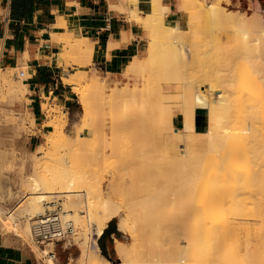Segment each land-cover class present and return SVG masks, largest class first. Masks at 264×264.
Segmentation results:
<instances>
[{"label":"rangeland","instance_id":"1","mask_svg":"<svg viewBox=\"0 0 264 264\" xmlns=\"http://www.w3.org/2000/svg\"><path fill=\"white\" fill-rule=\"evenodd\" d=\"M126 1L136 3L137 1H140V0H136V1L135 0H126ZM192 1L193 0H190V1L188 0V2H186V0H183V5L186 4L185 10H184L187 14V20L186 21H189L190 19H192L191 21H195L196 15L198 17L197 8H193V6L190 4V3H192ZM193 2L194 3H192V4L195 5L199 1L194 0ZM208 2L210 4H215L217 2V0H208ZM198 4H197V6L199 9L200 7ZM187 5H188V7H187ZM222 5L225 8L226 12L232 13V14H235L237 12L239 16L246 17L248 19L250 18L249 20H251V18L253 19V16L255 18H256V16H259V18L254 22L255 25H252V26H254L255 29H257L258 33H264V9H261V7L259 6L258 0H223ZM189 7H191V8H189ZM177 8H178V2H177ZM188 8L190 9V11H188ZM139 10H140L139 7H136L134 12L135 13L138 12V14H137V16H135L136 14L133 13V17H135L138 21L143 23L146 30L148 31L149 45L147 46L145 56L142 57L143 59L146 60L149 58V49H150V44L152 41L151 40L152 39V37H151L152 36V27L149 24L148 14L145 18H142L141 16H139ZM202 13H205V12H202ZM204 15L206 16V14H204ZM199 17H200V20L203 18L202 21L204 22V26L201 22H200V25L202 24L201 26H203L205 28L206 17H203V15H199ZM207 21L208 20H206V22ZM165 22H166V18H165ZM207 24L209 25L210 22L209 23L207 22ZM211 24H212V22H211ZM218 27L215 26V29H214V27H212V29L210 28L211 30L208 29V31H207L208 33H206L205 29L201 28V29H203V32H200L201 30L199 29L198 30L199 33L196 35L197 32L195 33V30L197 28L196 27L190 28V24L185 23V26L183 27V29L186 32L184 33L183 39L185 37L187 40L184 39V42L182 41L183 44L180 46V48L182 50H180V51H183V47H184L185 54H186V56H188V58L186 56L185 57L188 59L189 63H187L188 62L187 60H186L187 62L185 61V59L183 60L182 59L183 57L181 58V60H183V62L185 61V63L188 64V66L185 65L188 68L186 69V67L183 66L184 64L182 63L183 64L182 66L185 69V71L183 72L184 75L183 74H180L179 76L173 75V77H172V74L170 75V77L177 79V80L174 79L175 82L173 80H171V81L168 80L169 75H168L167 81L164 80L167 77V74H165L163 72L160 74V70H158L160 68H158V69L156 68L155 70L151 69V70H147V71H138V72L132 73L128 76H125V78L118 77L114 80H111L109 78H105L104 76L101 75L103 83L96 81L91 77L92 80L96 84H98L101 89L92 88L93 89L92 90L90 85H87V84H89L88 80H86V82H85V80H81L80 82H77L75 84L74 90L78 95V103L76 105V111L72 116L70 115V113H65L61 108L53 106L49 103L43 105V111L47 114V118L49 119V121L43 125L44 128L48 127V128H46L45 132L42 131V127L35 125L33 115H31V113H30L31 102L26 97L27 91L24 92L23 94H21V92L20 93L14 92L11 94V91L7 90L8 87H4L3 85H1L3 87H1V90H0V101L7 102L11 99L12 96L14 97V103L9 105L8 109L3 110L1 115H0V119H1L0 125L3 126L6 124V125L14 127V130L12 131V133L10 130H9V133L7 132L9 135H7V133L5 131L4 133H6V134L0 136V142H1L0 148L2 151H5V154L8 153L7 156L9 157L11 164H13L11 170L7 172L11 178L8 184L10 185V189L13 192L12 193L13 198L11 200L10 197H6V200L1 202L2 208L4 210H6L5 213L6 212L8 213L10 211L15 212V215L17 216L15 218H17V219H15L14 221L17 220V223L27 221V219L21 215V210L24 209V206H25L24 201H27V199H29V197H31L32 191L30 190L31 188L28 187V185L26 186L24 184L22 186L19 184V182L21 181V178L23 176H27V174L31 173L32 164L34 162H39L40 167H39L38 171H40L41 173L49 174V173H54V172H56V173L70 172L72 175H77L78 178H80L79 179L80 181L82 180L79 184L80 186L81 185L88 186L89 184L90 185L92 184L95 186V185L101 183L103 193L105 195L106 200H110L114 204L116 203V204H119L121 206L123 205L125 210H124L123 214L121 215V218H125V217L128 218L129 213L132 210H134V213H136V211H138L137 214H139L140 217L138 215L139 219H137L138 217H136L135 221L137 222L139 227H141L140 225H142V224H140V222L144 223L146 229L144 228V232H145L144 233L142 230L143 229V227H142V229H141L142 234L144 233V235H145L148 233L149 234V235L147 234L149 236L148 240L150 239L149 240L150 242L151 241L153 242V240H156V241H154L155 242L154 246L157 249H159V247H160V249H161V247L162 248H164V247L168 248L169 247L170 249H172L173 247L171 248V246H176L178 243H181L184 246L188 242V244L190 243L191 245L194 243L193 246H195V247H197V245H198L197 248L200 247L199 249L196 248L197 250L196 249L194 250L195 247L191 248V251L192 250L194 252L196 251L195 255H197V256H198V253L201 254V256H203V255L207 256L206 254L209 253L211 257L213 256V257L217 258L218 256H222V255L224 256L226 253V255L228 257V256H230V254H228V252H230V250L231 251L236 250V252L240 253V256L244 255V256H242V258L243 257L245 258V256L246 255L248 256L249 254L251 256L253 255L252 257H254L257 254L255 252L259 253V249H261V248L259 246L260 244H259V239H258L259 238L258 237V230H259V227L261 225V222L258 221L260 219L257 220V218H256L257 212H254V214H255L254 217L251 215H252L253 211H255V210L257 211V208L260 207L259 206L260 203H262V205H264L263 204L264 201H262L261 195H259V193L257 192L258 188H259L258 190H260L261 194H263V192H264L261 189V187H264V184H262V182L264 183V180H263L264 179L263 178L264 168H262V166L264 167V165H261V163L263 164V161H264V159H263L264 155H262V153L260 154L259 158L261 157L260 158L261 160H259V158L254 159L257 164H253L254 161H250L251 162V163L249 162L250 166L248 163L246 166L245 164H246V162H248L247 160H245L246 162L244 164L242 163L244 161L241 158H240V160L242 162L239 160H238V162L236 160H234V158L236 159V157H237L236 156L237 153H238V155H242L241 153H239L240 152L239 150H238V152L237 151L236 152L231 151L233 148L236 147L235 146L236 142H234L235 144H233V143L232 144L235 147H232V149H231V147L229 146L230 147L229 151L227 149L228 147L226 146L227 150H225V152L227 154L224 152V150H222L220 148L223 151V153L226 154V155H223V157L226 158V156L227 157L229 156V159H230V160H228L229 162L226 161L227 162L226 166H227L228 170L224 169L225 173L224 172L220 173L219 171L222 169V167L224 168L225 163H226L225 159L222 158V156H221L222 154L220 153L221 154L220 155L218 153L220 149L218 150L216 148L218 151L215 152V154H213L214 152L212 150L214 148L212 149L210 147H205L203 150H201L202 154L200 153V155L204 156V155L208 154L213 159H210V158L204 156L207 159L204 158L205 159V161H204L205 162L204 163L205 168L202 167V169L204 170L203 172H201V170H202L201 166L203 165V161L199 160V162H201L200 164H202L201 166H200V164L196 165V166H198L199 169H201L200 171H197V172H201V174L198 173V174H200L199 176L197 175V173L192 172L195 170V168H194V170H191V171L189 170V168L192 167L191 166L192 164L187 165V169L189 170V172H192L193 174H195V176H194L195 178H191V177H193V175L189 174L188 170L186 169L185 159L182 157V156L186 155L185 151H186V147H187L186 146L187 139H186L185 135H182L183 138L181 136L179 138L174 139L168 135V131H167L168 129L166 130V128H167V126H166V121H167L166 119L167 118L166 117H167L168 109H170V112L172 114L173 128H176V129L185 128V124H184L185 123V121H184L185 116L183 114V106H182L183 85L186 87L187 82H189V81H193V83H189L192 87V89L190 88L191 89L190 91H193L195 93V100H194V94L190 93L191 95H193L192 96L193 100L196 101V103H197V100L201 101V103H203V104L205 103V105L198 103L202 106H208L209 107L208 103L212 102V101H210V100H212L211 98H214V97L217 98L218 95L220 96L221 94H225V93H226L225 96H227L229 99H231L232 101L234 99V101H236L235 99L238 97L237 96L238 93L236 92V90L234 89L233 86L235 84L239 85V83H237V82H240L239 87L244 88L243 90H239L240 88L238 87L239 88L238 89L237 85H236L235 87L240 92H244V93L248 92V94H251V95L254 94L255 95L256 89H255V91L253 90V92H254L253 93L252 90L250 89V87L248 88L247 86H242V85H245V84L241 83L242 80H247L246 82L251 84L250 86L252 87L253 83H250L251 80L248 81V79H244V76L247 74V72H245L246 73L245 75H242L240 77L237 76V80H236L237 82H233V84L234 83L235 84L230 86V87L228 85L223 86L222 89L221 88L220 89H218V88L213 89L211 87L210 91H212V90L214 91V94H213L214 97L210 96V94L208 93V92H210L209 86H211V85H209L208 81H211L210 78L211 79L213 78L214 81H216V78H214V77L218 76L217 73H219V70L220 71L222 70L221 72H223V74H219L220 76L221 75L226 76V74H227V77H229L231 75L230 76V79H231L232 75L234 73V69L239 67L238 61H240V62L243 61L242 63H246L247 61H249L251 64H253L254 63L253 60L256 61L257 55L260 57L262 56L261 61L262 60L264 61V57H263L264 56L263 55L264 50H262L264 48V47L262 48V46H264V45H262V44H260L258 47V49L260 48L261 52L258 51L257 52L258 54L257 53L253 54L255 52L251 53L250 57L254 56V59L251 57V59H253V60H251V59L249 60V57H247V56H246L247 57L246 59H244V58L241 59L242 57H244L243 54H245V53H243V51H241V53H240V51H238L239 50V48L237 47V44H239L238 40H241V41L256 40V36L253 34L252 30H250L249 28H246L245 32H247L248 34L247 35L243 34L241 31V33L243 34L242 35L240 32L238 33V31L235 32V29L237 28L235 23H233V24H230V23L225 24L224 23V26H222V27L220 26L219 28ZM204 30H205V32H204ZM209 30H210V32H209ZM187 33L190 35H188ZM236 33H238V35ZM186 34L188 35L187 37H186ZM235 35H237V37ZM238 36L240 39L238 38ZM65 41L67 42V44ZM61 42L63 43L64 46H67L69 48V50L71 49V51H73L70 53L68 52V54L65 55L66 58L63 57V58H65L64 60L67 61V65L68 66L76 65V67H77V69H73V72H72L73 74L68 75L66 77L74 76L75 74H77V71H79V69L84 68L85 66L91 64L92 61L90 59L86 63L85 66L80 65V62H82V59L80 58V55H78L79 54L78 50L75 51V49H79L80 45H82V47H84V46L86 47L87 41L85 39H79L78 37H74L73 35L66 34V35H63V37L61 38ZM73 46H74V48H73ZM219 47L221 50L219 49ZM236 48H238V49H236ZM231 53H233V54L230 55ZM234 53H236V54H234ZM259 53H260V55H259ZM182 54L183 53H181V56H183ZM227 56H229V57H227ZM260 57L257 60H260ZM206 61H207L208 65L206 64ZM244 61H246V62H244ZM263 61H262V63L259 61L261 64L257 63V65L263 64V67H264ZM204 62H205V64H204ZM249 62H247V63L249 64ZM228 64L230 67L228 66ZM200 65H202L203 67ZM244 65L245 64H243L242 66H244ZM224 66H225V68H224ZM154 67H155V65H154ZM158 67H160V66H158ZM231 67L234 69L233 70L229 69ZM248 67H250V66H248ZM257 68H258V66L256 67V70H258ZM226 70L227 71L229 70V72H227ZM230 70H232L233 73H231ZM236 70L238 71L239 68ZM20 71H26V69H18L17 71H14V72L12 71L11 73H7V74H8V76L10 75L9 77H11L12 80H14V79L21 78V76L19 74ZM237 71H235V72L237 73ZM86 72L90 73L89 71H86ZM253 72H254V70H253ZM256 72H258V71H256ZM262 72H264L263 69H262ZM258 73H260V72H258ZM162 74L164 76H162ZM185 74H186V76H185ZM250 74H251V72H250ZM255 74L257 75V73H255ZM263 74L264 73L261 74L262 77L264 76ZM181 75H183V77L184 76L186 77L185 78L186 80H184V82L182 80ZM191 75L194 78H192ZM180 76H181V78H180ZM261 76H259V77H261ZM163 77H164V79H163ZM178 77H179L180 81H179ZM27 78H28L27 74L25 77H22V79H24V81ZM234 78L235 77H233V79ZM251 78H253V76ZM254 78L257 79L258 77L257 78L254 77ZM254 78H253V80H254ZM230 79L227 78V80H230ZM233 79L231 80V83H232ZM258 81H257L258 84H256L257 82L255 83L256 85H258V86H256V88L258 89V88L262 87L263 88L262 92H263L264 87L262 85H264V81L262 83L261 78H260V80L258 79ZM243 82H245V81H243ZM212 83H213V80H212ZM259 83H261V84H259ZM125 87L127 89L128 88L131 89L130 92H132V93L134 92V90H136V92H138V93L142 92L145 97L143 99L139 98V97L135 98L134 96L131 95L132 93L130 94V96L126 95L123 97L119 93L123 92V90H125ZM225 87H227V88H225ZM122 88H124V89H122ZM223 88L225 89V91L228 90V92L230 94H228L227 92L224 93ZM3 89H5V90H3ZM246 89H248L249 91H247ZM2 90L4 92H1ZM234 90H235V93H237V94L233 93ZM7 91H8V93H7ZM83 92L86 94L89 93L88 96L92 101L91 103L93 104L92 105L93 106L92 107V112H93L92 114L93 115L92 116L90 115V117L92 118V122H93L91 128H89V126L85 127V125H84L86 121L90 122L91 118L90 117H88L90 119L85 118L86 115H85V112L83 110V105H82ZM91 92L93 94H91ZM16 93H18L17 96L19 98H17ZM257 93H259L261 95V92H257ZM241 95H243V93ZM254 95H253V98L256 97V95L255 96ZM196 96H197V98H196ZM200 97H204L205 99L207 98L206 99L207 101L204 102L203 101L204 99H201ZM240 97L242 98L243 96H239L238 98H240ZM248 97H249V95H248ZM263 97H264V95H263ZM256 98H259V100L257 99V102L261 101V96L258 95ZM145 99L149 100V102H147V105L144 101ZM199 99H201V100H199ZM208 99H210V100H208ZM249 99H250V97H249ZM244 100L242 98V100H238V102L243 101L246 104L247 101L245 102ZM263 102H264V99H263ZM259 103H261V102H259ZM242 105H243V103H242ZM249 105H250V103H249ZM258 105L259 104H257V106ZM261 105H264V104H261ZM238 106H239V104H238ZM244 106H246V105H244ZM254 106H255V103H254ZM248 107L249 106L247 105L246 108H248ZM242 108H243V106L241 107V109ZM246 108L244 107V109H246ZM253 108L256 109V107H253ZM253 108H252V110H253ZM258 108H259V106H258ZM262 108H264V107L262 106ZM234 109H236V108H234ZM234 109L231 108L233 113L235 112ZM244 109H242L243 111L241 110L242 115H244V114L246 115V113L244 112ZM231 110H229V113ZM238 111L240 112V110H238ZM263 111H261V112H263ZM239 112H237V113L235 112V113L238 114ZM246 112H248V109ZM248 113H250V112H248ZM251 113L254 114L253 112H251ZM84 115H85V117H84ZM256 115L258 117H261L259 112ZM128 116L132 117V120H133V117L136 118L137 120H141V121L143 118H145L147 120L144 119L146 122L144 124L142 123L143 126H141L140 124L138 125L136 123H134L135 124L134 125L133 123L131 124V122L128 119L129 118ZM147 116H148V118H147ZM252 116L255 118L254 115H252ZM252 116H250V117L248 116V118L252 119L253 118ZM224 118H225V116H224ZM254 118H253V120H256V121L258 120V118H256V119H254ZM116 119H118V121H116ZM220 119H223V118H220ZM260 119L258 121H261ZM7 122H10V124ZM229 122H230L229 124L232 123L231 121H229ZM227 123H225L226 126L228 125ZM261 123H262V125H260ZM261 123L260 124H259V122L256 123L257 125L259 124L261 126V127L259 126V130L264 128V126H263L264 123L263 122H261ZM56 124H58V126L61 127L64 137L68 136L71 139L72 137H79L78 136L79 133H81L79 135H84L83 139L80 140L79 142L77 141V144L74 143L75 147H74V145L72 147V150H73V148H75L76 152L75 151L74 152L76 153V155H74V156H77V157H74L76 159L74 161H72L73 163L71 165H69V167L63 166V161L60 162L61 160H63V158H61L62 156H60V155H63V154L68 155V151H70L69 152L70 155L71 154L73 155L74 153H71V150H68L67 148L64 149V148L58 147L57 140L59 139V135L56 132ZM90 124L88 123V125H90ZM117 124H119V125H117ZM256 124L254 125L253 122L251 124L252 126L253 125L256 126L255 128L253 127L255 130L258 128V126ZM230 126H232V125H230ZM262 126H263V128H262ZM233 128L231 127V131H234ZM39 129H41V130H39ZM47 129H49V131H47ZM224 129L225 130H222L220 135H226L224 133L227 131L226 129H228V128L225 127ZM259 130L257 129V131H256L257 134H259V132H260ZM249 131H250V129L248 130V132ZM4 133H2V134H4ZM238 133L240 134L241 132H238ZM252 133H254L253 129L249 134L250 137L248 136L249 138L253 137ZM239 134H237V135H239ZM262 134L264 135V133H262ZM262 134H261L262 138H260V134L258 135V137H256V135H255V140L258 138V140L261 139L260 141H263L264 136ZM235 136H233V137H235ZM221 137L223 138L225 136H221ZM236 137H238V136H236ZM239 139H241V138H239ZM3 140H4V143L2 142ZM250 140L251 139H249L248 141L250 142ZM255 140H254V142H255ZM246 141H245V143H246ZM254 142L252 141V143H250V144H254ZM250 144L248 143L247 145L250 146ZM261 144H262V142H261ZM262 146H264V144ZM223 147H225V146L223 145ZM237 147H238V145H237ZM238 148H240V145ZM65 150H68V151H65ZM263 150H264V148H263ZM209 151L212 152L213 155H216V153H218V155L221 156L222 159L219 160V158H217L218 156L216 155L217 156L216 159H218L219 164L217 163V160H215L214 157H212L213 155L211 156ZM56 152H57V156H56ZM54 155H55L56 159L53 158ZM70 155H68V157ZM179 156L181 157V159L178 158ZM231 156H232V158H230ZM57 157L61 158L59 161L60 163H56ZM52 158H53V161H52ZM71 159H73V157ZM179 159L182 161H180ZM245 159H246V157H245ZM183 161H184V163H182ZM180 163L183 166H180ZM188 163L190 164L191 162H188ZM194 163L195 162H193V164ZM148 165H149V167L150 166L151 167L148 168ZM222 165H224V166H222ZM254 165H255V167L258 165L256 169L259 168V170H261V172H263V173H261L262 175L260 174L261 175L260 179H262L263 181L258 180L257 175L255 176L256 178L254 177V181L257 182L256 184L259 186H257L255 184V182L252 180V178H249L250 177L249 173H251L249 171L250 170L249 167H251V169H253ZM259 165H261V166L259 167ZM155 166H156V169L158 171L155 169ZM188 166H189V168H188ZM181 167H182V169H181ZM247 167L249 170H247ZM178 168H179V170H178ZM183 168H184V170H183ZM243 168H244V170H243ZM209 169H211V170L209 171ZM215 169L219 170V171H216ZM254 169H253V171H254ZM155 170L158 173L157 174L158 176H156V178H158L159 180L156 178L150 179V176L155 177V174H154ZM177 170L180 172H178ZM234 170L235 171L238 170L239 172L237 173ZM181 171H184V172H181ZM185 171H187V172L185 173ZM226 171H229V172L226 173ZM244 171H247V173H246V174H248L247 177H246V174H244ZM221 172H222V170H221ZM231 172H232V174H231ZM240 172H242V175L244 174L243 177H242V175H241V177L239 176ZM202 173H204L203 176H202ZM212 173H213V175H211ZM236 173L238 175V178H237V175L235 176ZM188 174H189L191 179L189 178ZM223 174L224 175L227 174L226 177H228V178H226ZM200 176H202L203 179L207 177L205 179V181H203L205 183L204 185L207 188H205L203 191H204V195L206 197H208L207 198L208 202L211 201L209 203L212 205L208 204L207 200H205L203 198V192H202V186H201L202 184L200 182H198V181H200L198 179V178H201ZM221 176L224 177L225 179H223ZM187 177L189 178L190 181L184 179ZM213 177H215V178H213ZM219 177H221L220 179H222L221 182H218ZM135 178L138 179L137 182L139 181V183L134 181ZM143 178H145V180ZM192 179H194V180H192ZM226 179L230 180L231 182L236 181L235 183H237L238 181H240V179H242L244 182L247 181L249 183V185H248V183L245 182L246 183L245 186H243L244 184H242L243 187L242 186L238 187L241 184H236V188H234V189H236V191L238 190V188L240 191L244 187H246V190H247V188H249V189H252L253 191L251 190L252 192H250V190H247V192H246L247 199H246V197L244 199V196H245L244 194H245L246 190L245 191L243 190L244 192H242V190H241V192H239V193L234 190L235 191L234 192L232 189L233 187L231 186V184L233 182L231 183L229 181L230 182V184H229ZM249 179H251V180H249ZM148 180H151L152 182L149 183ZM185 180L188 183H190L192 181V184L187 183V186L189 187V189H187L188 187L186 186ZM202 180H201V182H202ZM141 181H142V184H141ZM160 181H161V183H160ZM169 181H170V184H169ZM222 181L224 184H226L225 182H227L228 186H225L223 184V186L219 187L220 183L222 185ZM147 182H148L149 188H150L149 189L147 187L148 190L146 188ZM162 182H163V184H162ZM197 182L200 183L199 187H198ZM217 182H218V185H215V186L212 185L213 183H217ZM258 182H260V183H258ZM240 183H243V182L240 181ZM144 184H145V186H144ZM183 184H185L184 187H183ZM190 185H193L192 186L193 188H191ZM194 185H196L197 187ZM133 186L136 188H134ZM139 186H140V188H139ZM173 186H174V189L176 190V192L178 190V192H177L178 194H175L173 192V191H175L173 189ZM212 186H214L213 188H215V190H214L215 192L217 191L216 189H218V193L216 192L217 195L214 193V191H212L213 190ZM233 186H234V184H233ZM229 187H232V188L230 189ZM178 188H180V189H178ZM194 188L195 189L198 188V189L194 190V192H193ZM227 189H230L232 191L228 192ZM153 190H155V191H153ZM161 190H162V192H161ZM180 190H181V192H179ZM223 190L225 193H223ZM254 190H256V191H254ZM263 190H264V188H263ZM170 191H172V192H170ZM220 191L222 194L220 193ZM226 191L229 193V197H231V195L233 194V196H232L233 198L232 197H231V199L229 198L230 201H232L233 203L232 202L230 203V201H228L229 199H227V197H226V196H228V193L226 194ZM156 192L158 195L155 194ZM183 192H184V194H183ZM19 194H21V195H19ZM180 194H182V195H180ZM223 194L225 195L226 198L221 197V199H220V197H218V196H221V195L223 196ZM190 196L193 197V199L190 198ZM234 196H236V198H238L240 196V198L237 199V200H239L238 201L239 203L241 202V200L247 201L246 203L248 205V208L250 207V210L252 212L249 213L247 211L249 214L246 213V215L247 216L250 215V217L249 216L244 217L245 215L244 216L239 215V213L241 214V212H242V214H244L246 212L247 206L245 209L242 208V209H244L243 211H241L242 209L238 208L239 207L238 205H240V204H237L236 205L237 207L236 206L234 207V204L238 203L237 201L235 203ZM263 196H264V194H263ZM94 197H96V195H94ZM168 197H170V198L168 199ZM172 197L174 199H176L178 197L177 200L174 201V203H171ZM72 198H77V197L73 196ZM150 198H152V199H150ZM201 198H203V200ZM241 198H243V199H241ZM248 198L251 200L252 203H249ZM252 198H254V199H252ZM260 198H261V201H260ZM181 199L184 200L183 202L185 204V208H184V206L182 208L183 203H182ZM190 199H192V200H190ZM213 199L215 202L213 201ZM257 199L260 202V203L258 202L259 205L256 204L255 202L253 203V201H252V200H255L257 202ZM95 200L98 201V199H96V198H95ZM151 201H153V202H151ZM195 201L199 202V203H195ZM226 201H227V204H229V205L226 204ZM243 201H242V204L245 203ZM154 202H156L155 209L157 208L158 211L154 209V204H153ZM193 202H194V204H193ZM63 203H64V199H59L56 204L55 203L51 204L50 207L47 208L46 211L57 210L61 213L63 211V207H64ZM148 203H150V204H148ZM223 203H225V204H223ZM145 204L147 205L146 207H145ZM196 204L200 205V206L198 207ZM251 204L254 205V206L252 205L253 209H251L252 208V206H250ZM149 205H150L151 209L148 208ZM192 205L195 208L197 206L199 209L193 208ZM201 205L204 206V208ZM255 205L256 206L258 205L259 207L257 206V208H255L256 207ZM171 206H172V208H171ZM220 206H223L224 208L220 207ZM227 206H228V208H231L232 206L234 207V208L232 207L233 209H231V211H229V209H227L231 213H229V212H227V210H225V207L227 208ZM243 206H241V207H243ZM142 207L144 209H142ZM262 207L264 208V206H262ZM262 207H260V209ZM138 208L141 210V212L145 210L144 211L145 213H150V215H155V216H151V218H147L148 219L147 220L148 222H147L145 219H143L142 215L140 214L141 212H139L140 210ZM181 208L185 209L184 212ZM188 209H189V211H188ZM203 209L208 210V213H210V214H208V217L205 215V213L204 214L202 213ZM222 209H223V211H222ZM234 209H237V211L239 213L236 212V210L234 211ZM181 210H182V213H181L182 216L186 211L188 213L189 212L192 213L191 210H193L194 213H195V211H197V214H199V212H201V210H202L201 215L200 216L197 215L198 217L196 216L197 218L196 217L193 218L194 215L192 216V219L195 220V221L194 220L193 221L196 222L197 225L194 224V222H193V224L197 227H199V226L202 227L203 224H205L209 221L212 222L214 220L210 224L211 225L214 224L215 227L217 228V229H215V227L213 225L216 234L219 231H229V228H230V231H233V230L234 231L233 232L229 231L230 234H229V232H225V234L221 240V244L223 245V247L221 249H217V246H219V245L215 241H213V240H215L214 238H212L213 240L210 238L212 241H210V239L208 238L210 236L212 237V235H213V233L210 234V232L212 230L209 232V229H208L209 233L208 232L207 233L210 236L205 231L204 234H206V236L207 235L208 236L206 238H205V236L202 237L203 235L201 237H199V236L196 237L197 239L200 238L199 241L201 240L200 241L201 245H200L199 241L196 240V238H195V241H197V242L195 245V241L191 238V234L188 232V230H190V228H188V230H187V227H190V225H187L186 229H184V230H183V228L180 229L178 226H176L179 222H181V221H179V218L181 220V216H180ZM83 211L84 212L82 214L86 216L85 217V229L87 230V228L89 227L88 230H90V228H93V225H91L92 223L90 224L88 222V214L86 212V208H83ZM155 211H156V213H155ZM258 211H259V209H258ZM144 212H142V213H144ZM228 213L230 214L229 217L227 215ZM235 213H237L238 215H236ZM36 216H38V215H36ZM204 216L207 218V220L205 219ZM220 216H222L223 221H221ZM35 217H33V219ZM90 218H91V216H89V219ZM121 218L118 217L116 219V221L120 222ZM176 218L178 219V221ZM192 219L190 221H192ZM208 219H209V221H208ZM8 221L10 223L12 222L10 220H8ZM138 221H140V222H138ZM174 221H176V222H174ZM190 221H189V223H191ZM170 222H172V223H170ZM73 223H74L75 228H76V236H74L73 239L67 241L69 243L68 249L66 251H63L62 249L58 248L57 246L52 245L50 250H55V252L58 256V259H61L62 262H64V264H65V262H69L71 264H85L83 262V258L81 257V249H80L81 244L80 243H82V241H83V238L81 236V232L82 231L85 232L86 230L81 229V227H79V225H76L74 221H73ZM86 223H87V225H86ZM231 225H233V227ZM90 226H92V227H90ZM236 227H237V229H236ZM232 228H233V230H232ZM15 229L17 230V227H15ZM192 229H194V226ZM195 229H199V228L195 227ZM139 230H140V228H139ZM18 231H19V229H18ZM2 233H0V234L5 236V237L9 236V235H7L6 231L2 232ZM169 233H170V235H169ZM144 235H142L143 239H146L147 236L145 235V237H144ZM10 236H11V238L14 236L12 239H16V240L22 242L23 244L28 246L32 251H34V248L37 246L33 242L32 237H31V241H28V240L16 238L18 236H15V235H10ZM10 236H9V238H10ZM120 238L122 240H124L125 242H133L132 238L129 235L124 234V233L121 234ZM146 240H144V242H146V243L149 242ZM202 240L205 242L202 243ZM206 240H208V243L211 242V244H213L212 247H210V245L209 246L207 245L208 243H206ZM197 243H199V244H197ZM205 243H206V245H205ZM215 243L217 245H215ZM30 244H33L32 245L33 248ZM157 245H160V246H157ZM193 246H191V247H193ZM225 247H227V248H225ZM37 248H39V247L37 246ZM41 248H44V247H41ZM46 249H48V248H46ZM220 250H221V252H220ZM225 250H226V252H225ZM227 250H229V251H227ZM193 251L190 254V259H192V261L193 260L195 261L196 257L193 256L194 255ZM206 252H208V253H206ZM220 253H223V254H220ZM231 254H233V252H231ZM35 255L40 259L44 258V254L40 253V255H39L38 253H35ZM201 256H198V257H201ZM224 257L227 259L226 256H224ZM248 257L250 258V256H248ZM248 257H246V259H244L245 264H247V263L248 264L249 263L250 264H252V263L256 264L255 263L256 261L258 264V260H257L258 256L257 257L255 256L257 259L255 257L253 258L254 259L253 262L251 260H249ZM227 260H224V261H227ZM246 260H247V262H246ZM227 262L230 264V259ZM120 263H121V260H119L118 264H120ZM223 263H225V262H223ZM223 263H221V264H223ZM49 264H51V261H49ZM238 264H240V263H238Z\"/></svg>","mask_w":264,"mask_h":264},{"label":"bare ground","instance_id":"2","mask_svg":"<svg viewBox=\"0 0 264 264\" xmlns=\"http://www.w3.org/2000/svg\"><path fill=\"white\" fill-rule=\"evenodd\" d=\"M126 3H127V1L126 0H124ZM136 1V0H135ZM141 1V0H140ZM190 1V0H189ZM194 1V0H193ZM192 1V3H194ZM199 2V9H198V6H197V4H195V5H193L192 3H190L192 6H193V8H197V14H198V17H197V15H196V20L195 21H191L192 19H190L189 21H185V23H189L190 24V28L191 27H196L197 29L195 30V33H196V35L199 33L198 32V30L200 29L201 31L200 32H203V29H205L206 30V33H208L207 31H208V29H212V27H214V29H215V26L216 27H222V26H224V23L225 24H227V23H230V24H233V23H235L236 24V26H237V28L235 29V32L236 31H238V33L240 32L241 33V31H242V33L243 34H248L247 32H245V29L246 28H249L250 30H252L253 31V34L256 36V40H244V41H241V40H238V43L239 44H237V47L239 48V50L238 51H240V53H241V51H243V53H245V54H243V56L244 57H242L241 59H246L247 57H249V60L251 59V57L254 59V56H251L250 57V55H251V53H253V52H255V53H253V54H256L258 51L259 52H261V50H260V48L258 49V47H259V45L260 44H262V45H264V33H258L257 32V29H255V27L254 26H252V25H255L254 24V22L259 18V16H256V18L253 16V19L251 18V20H249L248 18H246V17H241V16H239L238 15V13L236 12L235 14H232V13H228V12H226V10H225V8L223 7V5H222V1L223 0H217V2L215 3V4H210L209 2H208V0H198ZM177 2H178V9H180V10H182V11H184L185 10V3L186 2H188V0H186V2L184 3L185 5H183V0H177ZM226 2V1H225ZM187 7H188V5H187ZM189 8H191V7H189ZM188 8V11H190V9ZM140 9V8H139ZM224 9V10H223ZM199 11V12H198ZM205 12V13H202V12ZM170 12V7L168 6V5H165V4H163V0H151L150 1V6H149V11H148V18H149V24L151 25V27H152V41H151V44H150V49H149V58L148 59H146V60H144V61H141V59L139 60L138 58H133L134 59V61L133 62H131V63H129V64H127V65H125L124 67H123V69H122V73H123V75L124 76H128V75H130V74H132V73H135V72H138V71H147V70H155L156 68L158 69V68H160V69H158V70H160V74L163 72V73H165V74H167V77L164 79V77H163V79L164 80H166L167 81V78H168V75H169V78H168V80L169 81H171V80H173L174 81V79H176V78H172L173 77V75H177V76H179L180 74H183L184 75V71H185V69L183 68V66H188V64L187 63H189V61H188V56H186V54H185V49H184V47H183V51H180V50H182L181 48H180V46L183 44L182 43V41L184 42V39H186L185 37H184V39H183V36H184V33L186 32L182 27H181V25H178V26H173V25H169V24H167L166 22H165V18H166V16L168 15V14H170L169 13ZM181 12V11H180ZM133 13H135V12H133ZM184 13V12H183ZM193 13V12H192ZM136 15L135 16H137V14H138V12L137 13H135ZM204 14H206V16L204 15ZM199 15H203V17H206V19H205V28L203 27L204 26V22L202 21V19L200 20V17H199ZM208 16V17H207ZM193 17V16H192ZM252 17V16H251ZM191 18V17H190ZM186 20H187V18H186ZM206 20H208L207 22L209 23L210 22V26L207 24V22H206ZM210 20V21H209ZM200 22L203 24V26H201L200 25ZM211 22H212V24H211ZM214 22V23H213ZM224 22V23H223ZM227 22V23H226ZM223 23V24H222ZM209 26H207V25ZM217 24V25H216ZM219 24V25H218ZM201 26V27H200ZM200 27V28H199ZM218 27V28H219ZM192 28V29H193ZM201 28H203V29H201ZM210 29V30H211ZM221 29V28H220ZM205 30H204V32H205ZM210 30H209V32H210ZM219 30V29H218ZM223 30V29H222ZM234 32V31H233ZM238 33H236L237 35H238ZM241 33V34H242ZM188 34V33H187ZM186 34V37L188 36V35H190V34H188L187 35ZM242 34V35H243ZM237 35H235L236 37H237ZM245 35V36H246ZM192 36V35H191ZM240 36V35H239ZM239 36H238V38H239ZM79 39H81V38H79ZM229 39V38H228ZM240 39V38H239ZM187 40V39H186ZM66 42V41H65ZM187 43V42H186ZM66 44H67V42H66ZM221 44V43H220ZM88 44H86V47L84 48V47H82V45H80L79 46V49H75V51L76 50H78V55H80V58L82 59V62H80V65H82V66H85L86 65V63L91 59V57H92V55H93V51H92V45L91 44H89L88 46H87ZM187 45V44H186ZM261 45V46H262ZM225 46V45H224ZM260 46V47H261ZM186 47V46H185ZM223 47V46H222ZM228 47V46H227ZM230 47V46H229ZM264 46H262V48H263ZM73 48H74V46H73ZM77 48V47H76ZM231 48V47H230ZM238 48H236V49H238ZM261 48V49H262ZM219 49H220V47H219ZM218 49V50H219ZM235 49V50H236ZM258 49V50H257ZM221 50V49H220ZM228 50V49H227ZM234 50V49H233ZM262 50H264V48L262 49ZM237 51V50H236ZM68 52L70 53V52H73V51H71V49L69 50V48L67 47V46H64L63 45V53H62V57H65V55H67L68 54ZM234 52V51H233ZM181 53H183L182 55L183 56H181ZM224 53V52H223ZM185 54V55H184ZM216 54V53H215ZM233 53H231L230 55H232ZM234 54H236V53H234ZM249 56H248V55ZM258 54V53H257ZM238 55V54H237ZM259 55H260V53H259ZM263 55H264V52H263ZM187 58H186V57ZM242 56V55H241ZM247 56V57H246ZM256 56V55H255ZM79 57V56H78ZM183 57V58H182ZM227 57H229V56H227ZM240 57V56H239ZM259 57L260 56H258L257 55V59H259ZM262 57V56H261ZM260 57V60H257L256 59V61L255 60H253V59H251V60H253L254 61V63L253 64H251L249 61H247V62H249V64L246 62V61H244V62H246V63H242V62H240V61H238V63H239V70L237 71L236 69H238V68H229V69H234V73L232 72V70H230V72L231 73H233V75L236 73L235 71H237V73L233 76L232 75V78L230 79V76L229 77H227V74H226V76L225 75H219V74H223V72H221L220 70H219V73H217L218 74V76H216V77H214V78H216V81H214V79L212 78H210V80L211 81H208L209 82V85H211V86H209L208 88H209V91H210V89H211V87L213 88V89H222V87L223 86H232V85H234L233 84V82H237L236 80H237V76H242V75H245L246 73L245 72H247V76L245 75L244 76V79H248V81H250L251 80V82L250 83H253L252 84V87L250 86L251 84H249L248 82H246L247 80H242V82L241 83H243V84H245V85H242V86H247L248 88L250 87V89L252 90V92H253V90L255 91V89H256V91H255V95H256V97L259 95V96H261V101H258L257 102V99L259 100V98H256V97H254L253 98V95L254 94H248V92L247 93H244V92H240L239 90H243L244 88H241V87H239V85H240V82H237V83H239V85L238 84H235L233 87H234V89L236 90V92L238 93V97L239 96H243L242 98H243V100L246 102V104L243 102V101H240V102H238V100H242V98L240 97V98H236L235 100L236 101H234V99H233V101L231 100V99H229L227 96H225L226 95V93L225 92H227L228 94H230L229 92H228V90H226L225 91V89H224V93L225 94H221L219 97L217 96V98H215L214 96H213V94H214V91L212 92V91H210V92H208L209 94H210V96H212V97H214V98H211L212 100H210V99H208V100H210V101H212L211 103H208L209 104V107L208 106H202V105H200V104H198V103H201V101H198L197 100V103H196V101H194L195 100V93L193 92V91H190L191 89H192V87H191V85L189 84V83H193V81H189V82H187V86L185 87L184 85H183V97H182V99H183V102H182V106H183V114H184V121H185V128H182V129H176V128H173V124H172V114H171V112H170V109H168V112H167V121H166V126H167V128H166V130L168 131V135L171 137V138H174V139H176V138H179V137H181L182 135H185V137H186V139H187V141H186V151H185V153H186V155H184V156H182L184 159H185V164H186V169H187V165H191L192 167V169L191 168H189V166H188V168H189V170L191 171V170H194V168H195V170L194 171H192L193 173L195 172V173H197V175L199 176L200 174H201V172H203L204 170L202 169V167L203 168H205V165H204V161H205V159H207V158H205L204 156H206V157H208V158H210V159H213V158H211L210 157V155H208L206 152V154L208 155H200V153H201V150H203L205 147H210V148H214L212 151L214 152L213 154H215V152H217L220 148L222 149V150H224V152H225V150H227L228 149V151H229V148L231 147V149H232V147H235V148H233L231 151L232 152H238V150L240 151L239 153H241L242 155H238V153H237V157H236V159L234 158V160H236L237 162H238V160L239 161H241L240 160V158L244 161V162H242L243 164L246 162L245 160H247L248 162H246V166H247V163L249 164V162L250 161H254L253 162V164H257L256 162H255V160L254 159H258L259 158V156H260V154L262 153V155H264L263 153H264V150H263V148H264V146H262L263 144H264V140L263 141H260V140H258V138L255 140V135H256V137H258V135L260 134V138H262L261 137V134L262 133H264V128H263V126H262V128L263 129H261V130H259V126L260 125H262V123L261 122H263L264 123V108H262V106L264 107V105H261V104H264V102H263V99H264V97H263V93H264V91L262 92V90H263V88L261 89V88H256V86H258V85H256V84H258V79L260 80V78H261V82L263 83V81H264V76L262 77L261 76V74L262 73H264V72H262V69L264 70V67H263V64L262 65H257V63H262V61H261V58ZM264 57V56H263ZM66 58V57H65ZM64 58V59H65ZM79 58V59H80ZM181 58L184 60L185 59V61L187 62V63H185V61L183 62V60H181ZM210 58V57H209ZM80 61V60H79ZM203 61V60H202ZM258 61V62H257ZM260 61V62H259ZM184 65H183V64ZM260 63V64H261ZM263 63H264V61H263ZM64 64V63H63ZM158 64V65H157ZM204 64H205V62H204ZM203 64V65H204ZM206 64L208 65V63H207V61H206ZM231 64V63H230ZM243 64H245L244 66H242ZM154 65H155V67H154ZM181 65V66H180ZM183 65V66H182ZM227 65V64H226ZM238 65V64H237ZM250 66V67H248V66ZM158 66H160V67H158ZM185 66V67H186ZM200 66H202V65H200ZM228 66H229V64H228ZM241 66V67H240ZM247 66V67H246ZM255 66V67H254ZM258 66V70H256V67ZM262 68H260V67ZM182 67V68H181ZM203 67V66H202ZM230 67V66H229ZM243 67V68H242ZM254 67V68H253ZM149 68V69H148ZM154 68V69H153ZM180 68V69H179ZM188 67H186V69H187ZM224 68H225V66H224ZM250 68V69H249ZM228 69V68H227ZM246 69V70H245ZM254 70V72L255 73H257V75L253 72V70ZM18 69H7V70H3V69H0V90H1V87H8L7 88V90H9V91H11V94L12 93H14V92H18V93H20L21 92V94H23L24 92H26V91H28V88H27V86H26V84H25V81H24V79H22V77L21 78H18V79H14V80H12V78L11 77H9L8 76V74L7 73H11L12 71L14 72V71H17ZM181 70V71H180ZM258 71V72H260V73H258V72H256V71ZM225 71V70H224ZM227 71V70H226ZM251 72V74H250V72ZM221 72V73H220ZM227 72H229V70L227 71ZM262 72V73H261ZM230 73V74H231ZM254 73V74H253ZM172 74V77H170V75ZM193 74V73H192ZM229 74V73H228ZM183 75H181L182 76V80H183V82H184V80H186L185 78V76H186V74H185V76L183 77ZM264 75V74H263ZM162 76H164L163 74H162ZM181 76H180V78H181ZM253 76V78L254 77H258L257 79H255L254 78V80H253V78H251ZM259 76H261V77H259ZM176 77V76H175ZM191 77L192 78H194L192 75H191ZM190 77V78H191ZM233 77H235L234 79H233ZM238 77V78H239ZM247 77V78H246ZM11 78V79H10ZM227 78H229L230 80H227ZM250 78V79H249ZM178 79H179V77H178ZM233 79V81H232V83H231V80ZM263 79V80H262ZM81 80H85V82H86V80H88V82H89V84H87V85H90V87H91V89L92 88H96V89H101L100 88V86L98 85V84H96V83H93L91 80H90V77H89V74H88V72H85V71H81V70H79V71H77V74H75L74 76H72V77H68V78H65V83H67V84H69V85H74L75 86V84L77 83V82H80ZM177 80V79H176ZM194 80V79H193ZM212 80H213V83H212ZM240 80V79H239ZM179 81H180V79H179ZM178 81V82H179ZM229 81V82H228ZM243 81H245V82H243ZM258 81V82H257ZM84 82V83H85ZM175 82V81H174ZM257 82V83H256ZM212 83V84H211ZM217 83V84H216ZM248 83V84H247ZM256 83V84H255ZM80 84V83H79ZM85 84V85H86ZM190 86H189V85ZM255 84V85H254ZM259 84H261V83H259ZM1 85H3V86H1ZM81 85V84H80ZM237 85V88L239 89H237L235 86ZM263 87H264V85H262ZM232 87V88H233ZM191 88V89H190ZM225 88H227V87H225ZM6 89V88H5ZM5 89H3V90H5ZM89 89V88H88ZM122 89H124V88H122ZM121 89V90H122ZM1 91V92H4V91ZM93 90V89H92ZM130 90L131 89H127L126 87H125V90H123V92H120L119 94L120 95H122L123 97L124 96H126V95H129L130 96V94L132 93V92H130ZM189 90V91H188ZM233 90V89H232ZM235 90L233 91V93H235ZM247 91H249L248 89H246ZM245 90V91H246ZM98 91V90H97ZM93 92V91H92ZM91 92V94H93ZM101 92V91H100ZM136 90H134V92L131 94L132 96H134L135 98H144L145 96H144V94L142 93V92H136ZM193 92V93H192ZM231 92V91H230ZM257 92H261V95L259 94V93H257ZM7 93H8V91H7ZM18 93H16V96H17V94ZM102 93V92H101ZM194 94V100H193V98H192V96L193 95H191V94ZM237 93H235V94H237ZM243 93V95H241ZM250 93V92H249ZM254 93V92H253ZM258 95H257V94ZM89 94V93H88ZM88 94H86V93H84L83 92V97H82V105H83V110H84V112H85V115H86V117H85V115H84V117L87 119L88 117H90V115L92 116L93 114V112H92V101H91V99L89 98V96H88ZM208 94V95H209ZM212 94V95H211ZM240 94V95H239ZM246 96H245V95ZM99 95V94H98ZM248 95H249V97H250V99H249V97H248ZM254 95V96H255ZM166 96V95H165ZM236 96V95H235ZM208 97V96H207ZM233 97V96H232ZM248 97V98H247ZM8 98V97H7ZM17 98H19L18 96H17ZM196 98H197V96H196ZM201 99H204L203 101L205 102V101H207L204 97H200ZM234 98V97H233ZM10 99V98H9ZM8 99V100H9ZM201 99H199V100H201ZM238 99V100H237ZM248 99V100H247ZM250 100V101H249ZM255 100V101H254ZM145 101V103H146V105H147V102H149V100L147 99H145L144 100ZM234 102V103H233ZM257 102V103H256ZM259 102H261V103H259ZM263 102V103H262ZM14 103V97L12 96L11 97V99L9 100V101H7V102H4V101H0V115H1V113H2V111L3 110H5V109H8V107H9V105H11V104H13ZM236 103V104H235ZM242 103H243V105H242ZM249 103H250V105H249ZM254 103H255V106H254ZM201 104H203V103H201ZM236 106H235V105ZM238 104H239V106H238ZM257 104H259L258 106H259V108H258V106H257ZM203 105H205V103L203 104ZM244 105H248L249 107L248 108H246V106H244ZM233 106V107H232ZM235 106V107H234ZM238 106V107H237ZM243 106V108L242 109H244V107L246 108V109H244V112L246 113V115L244 114V115H242L241 113V107ZM253 107H256V109H254ZM231 108H236V109H234L235 110V112L237 113V112H239L238 110H240V112L238 113V114H236L235 112V114L232 112V110H231ZM252 108H253V110H252ZM238 109V110H237ZM247 109H248V112H253L254 114H250V113H248V112H246L247 111ZM250 109V110H249ZM259 109V110H258ZM229 110H231L230 111V113H229ZM258 110V111H257ZM263 111V112H261V111ZM243 111V110H242ZM11 112V111H10ZM256 112V113H255ZM259 112V114H260V116L261 117H258L256 114ZM229 113V114H228ZM262 113V114H261ZM227 114V115H226ZM234 116H233V115ZM225 116V118H224V116ZM252 115H254L255 116V118L252 116ZM222 116V117H221ZM248 116L250 117V116H252L254 119H256V118H258V120L260 119L261 121H256V120H253V118L252 119H250V118H248ZM129 118V121L131 122V124L133 123H136V124H140L141 126H143V124L146 122L145 120H147V119H145V118H143L142 119V121L141 120H137L136 118H134L133 117V120H132V117H130V116H128ZM91 118V117H90ZM90 118H88V119H90ZM131 118V119H130ZM147 118H148V116H147ZM220 118H223V119H220ZM229 118V119H228ZM122 119V118H121ZM145 119V120H144ZM1 120V119H0ZM11 120V119H10ZM224 120V121H223ZM251 120V121H250ZM253 120V121H252ZM116 121H118V119H116ZM228 123H227V122ZM229 121H231L232 123L231 124H229L230 122ZM256 121V122H255ZM67 122V121H66ZM87 122V123H86ZM85 122V127H87V126H89V128H91L92 127V124H93V122H92V118H91V120H90V122L89 121H86ZM120 122V121H119ZM118 122V123H119ZM224 122V123H223ZM252 122H253V124L255 125L256 123H258L259 122V124L257 125L258 126V130L261 132H259V134H257V129L255 130L254 128L256 127V126H252L251 124H252ZM7 123H9L10 124V122H7ZM88 123L91 125H88ZM143 123V124H142ZM224 125H223V124ZM225 123H227L228 125L226 126V124ZM95 125V124H94ZM117 125H119V124H117ZM135 125V124H134ZM137 125V126H138ZM230 125H232V126H230ZM83 126V125H82ZM224 126V127H223ZM229 126V127H228ZM80 127V126H79ZM225 127H227L228 129H226L227 131L224 133V134H226V135H220L221 134V131L222 130H225L224 128ZM231 127L233 128V130L234 131H231ZM254 127V128H253ZM261 127V126H260ZM241 131H240V130ZM250 129V131L248 132V130ZM252 129H253V131H254V133H252V136L254 137H251V138H249L250 136H249V134H250V132L252 131ZM9 130L11 131V133H12V131L14 130V127H12V126H9V125H0V136H2V135H5L7 132L9 133ZM239 130V131H238ZM6 131V133H4ZM247 131V132H246ZM56 132L58 133V135H59V139L57 140V145H58V147H60V148H64V149H68V150H71V153H74L73 155L71 154L70 155V151H68V150H65V151H68V155H70L69 157H68V155H65V154H63V155H60V156H62L61 158H63V160H61L60 161V157H57V160H56V163H60V162H62L63 161V166H65V167H69V165H71L73 162L72 161H74L76 158H74V157H77V156H74V155H76V150H75V148H73V150H72V147H73V145H74V143H76L77 144V141L79 142L80 140H82L83 139V137H84V135H79V134H81V133H79L78 134V136L79 137H72L71 139L67 136V137H64V135H63V131H62V129H61V127H59L58 126V124H56ZM237 132V133H236ZM238 132H241L240 134L238 133ZM2 133H4V134H2ZM7 133V135H9ZM230 133V134H229ZM237 134H239V135H237ZM238 136L239 138H241V139H239L238 137H236V136ZM263 135V134H262ZM221 136H225V137H221ZM233 136H235V137H233ZM249 136V137H248ZM264 136V135H263ZM244 137V138H243ZM246 137V138H245ZM74 138V139H73ZM182 138H183V136H182ZM238 140H237V139ZM70 139V140H69ZM243 139V140H242ZM248 139H251L250 140V142L248 141H246V140ZM253 139V140H252ZM178 140V139H177ZM254 140H255V142H254ZM245 141H246V143L248 144H250V143H252V141L254 142V144H250V146H248L246 143H245ZM3 143H4V140L2 141ZM234 142H236V144L234 143ZM261 142H262V144H261ZM1 143V142H0ZM6 143V142H5ZM235 144V146L233 145V144ZM238 143V144H237ZM246 144V145H245ZM261 144V145H260ZM223 145L225 146V147H223ZM237 145H238V147H239V145H240V148H238L237 147ZM226 146L228 147L227 149H226ZM230 146V147H229ZM74 147H75V145H74ZM219 147V148H218ZM71 148V149H70ZM218 150H217V149ZM224 148V149H223ZM220 149V150H221ZM209 150V149H208ZM216 150V151H215ZM219 150V154L222 156V158H224L225 159V162L226 161H228V160H230L229 159V156L227 157L226 156V158L225 157H223V155H226L225 153H223V151L221 150L220 151ZM75 151V152H74ZM230 151V152H231ZM262 151V152H261ZM210 152V151H209ZM218 153H216V155L218 156H216V155H213L212 154V152H210V154H211V156L212 157H214V159L215 160H217V163L219 164V161H218V159H216V157L217 158H219V160H221L222 158H221V156L220 155H218ZM8 154V153H7ZM7 154H5V151H2L1 150V148H0V233H2V232H7V235H15V236H18V237H16V238H19V239H24V240H28V241H31V237H32V223H33V220L37 217L36 215H44L45 213H46V210H47V208H49L50 207V205L51 204H53V203H57V201L59 200V199H64V207H63V211L61 212V215H62V217L64 218V219H66V220H73L74 222H75V224L76 225H79V227H81V229H85V215H83L82 213L84 212L83 211V208H86V212H87V214H88V222L91 224V225H93V228H90V230H88L89 229V227L87 228V230L84 232V231H82L81 232V236H82V238H83V241H82V243H80L81 244V246H80V249H81V257L83 258V262L85 263V264H112L110 261H108L107 259H105L104 257H102L100 254H99V252H98V249H97V247H96V237H99V236H101V234H102V232H103V230H104V228L106 227V225L111 221V220H113V219H116V218H118V217H120L121 218V215L123 214V212H124V207H123V205L121 206V205H119V204H114L113 202H111L110 200H106V198H105V195H104V193H103V189H102V184L100 183V184H97V185H88V186H86V185H79L80 184V182L82 181H80L79 179L80 178H78V176L77 175H72L70 172H65V173H56V172H54V173H49V174H44V173H41L40 171H38V169H39V167H40V163L39 162H34L33 164H32V170H31V173L30 174H27V176H23L22 178H21V181L19 182V184L20 185H28V187H30L31 189V197H29V199H27V201H24L25 202V206H24V209L23 210H21V215L24 217V218H26L27 219V221L26 222H19V223H17V220L16 221H14L15 219H17V218H15V217H17L16 215H15V212H13V211H10V212H6L5 213V211L6 210H4L3 208H2V205H1V202H3V201H5L6 200V197H10L11 198V200H12V198H13V192L11 191V189H10V185L8 184L9 183V181H10V176L8 175V171H10L11 170V168H12V165L13 164H11V161H10V159H9V157L7 156ZM55 154V153H54ZM67 154V153H66ZM202 154V153H201ZM65 155V156H64ZM56 156H57V152H56ZM59 156V155H58ZM200 156V157H199ZM52 157V156H51ZM73 157V159H71ZM245 157H246V159H245ZM53 158L54 159H56V157H55V155L53 156ZM53 158H52V161H53ZM178 158H180L181 159V157L179 156ZM182 158V159H183ZM205 158V159H204ZM230 158H232V156L230 157ZM261 158V157H260ZM259 158V160H261ZM179 159V160H180ZM223 159V160H224ZM227 159V160H226ZM263 159H264V157H263ZM199 160L200 161H203V165L202 164H200L201 162H199ZM232 160V159H231ZM55 161V160H54ZM60 161V162H59ZM151 161V160H150ZM157 161V160H156ZM180 161H182V160H180ZM235 161V162H236ZM258 161V160H257ZM154 162V161H153ZM160 162V161H159ZM188 162H191L190 164L188 163ZM193 162H195L194 164H193ZM229 162V161H228ZM174 163V162H173ZM172 163V164H173ZM182 163H184V161L182 162ZM188 163V164H187ZM211 163V162H210ZM251 163V162H250ZM62 164V163H61ZM197 164H200V166H201V169H199L198 168V166H196ZM226 164H227V162L225 163V166L224 165H222V166H224V168L222 167V172H221V170L219 171V170H216V171H219L220 173H225V171H224V169H227V166H226ZM239 164V163H238ZM259 164V163H258ZM261 165H264V161H263V164L261 163ZM261 165H259V167L261 166ZM180 166H183V165H181V163H180ZM195 166V167H194ZM199 166V167H200ZM214 166V165H213ZM229 166V165H228ZM249 166H250V164H249ZM248 166V167H249ZM258 166V165H257ZM257 166L255 167V165H254V167H253V169H254V171H253V169H251V167H249V169H248V167H247V170H249L251 173H249L250 174V177L249 178H252V180L254 181V177L257 175L258 177V180H261V181H263L262 179H260L261 177V173H263V172H261V170H259V168L258 169H256L257 168ZM151 167V166H150ZM149 167V165H148V168H150ZM153 167V166H152ZM176 167V166H175ZM217 167V166H216ZM230 167V166H229ZM165 168V167H164ZM185 168V167H184ZM184 168H183V170H184ZM232 168V167H231ZM262 168H264L263 166H262ZM24 169V168H23ZM155 169H156V166H155ZM175 169V168H174ZM181 169H182V167H181ZM213 169V168H212ZM157 170V169H156ZM155 170V177H151L150 176V179L152 178H156V176H158L157 174V171ZM173 170V169H172ZM178 170H179V168H178ZM177 170V171H178ZM188 170V169H187ZM189 170H188V172H189ZM201 170V172H197V171H200ZM211 169H209V171H210ZM228 170V169H227ZM243 170H244V168H243ZM150 171V170H149ZM152 171V170H151ZM235 171V170H234ZM233 171V172H234ZM241 171V170H240ZM253 171V172H252ZM19 172V171H18ZM22 172V171H21ZM166 172V171H165ZM178 172H180V171H178ZM181 172H184V171H181ZM187 171H185V173H186ZM192 172H189V174H192L193 175V177H191V178H195L194 176H195V174H193ZM229 171H226V173H228ZM235 172H239L238 170L237 171H235ZM234 172V173H235ZM20 173V172H19ZM23 173V172H22ZM144 173V172H143ZM184 173V174H185ZM198 173H200V174H198ZM218 173V172H217ZM237 173L235 174V176L237 175ZM247 173V171H244V174H246ZM189 174H188V176H189ZM203 174L204 173H202V176H203ZM231 174H232V172H231ZM243 174V175H244ZM261 174V175H260ZM22 175V174H21ZM173 175V174H172ZM181 175V174H180ZM186 175V174H185ZM184 175V176H185ZM196 175V176H197ZM209 175V174H208ZM211 175H213V173L211 174ZM224 175V174H223ZM241 175H242V172H240V177H241ZM243 175H242V177H243ZM247 175L248 174H246V177H247ZM263 175H264V173H263ZM147 176V175H146ZM202 176H200L202 179H203V177ZM225 177L227 176V174L226 175H224ZM253 176V177H252ZM20 177V176H19ZM183 177V176H182ZM222 177V176H221ZM221 177H219V179L221 178ZM245 177V176H244ZM188 178V177H187ZM187 178H184V179H186V180H189V178H190V176H189V178L187 179ZM190 178V179H191ZM201 178H198L200 181H198V182H200L202 185V192H203V198L205 199V200H207V198L208 197H206L205 195H204V189L205 188H207L204 184V182L203 181H205V179L207 178H204L203 180L201 179ZM211 178V177H210ZM213 178H215V177H213ZM223 179H225L224 177H222ZM226 178H228V177H226ZM237 178H238V175H237ZM256 178V177H255ZM263 178H264V176H263ZM144 180H145V178H143ZM142 179V180H143ZM156 179H158V178H156ZM218 179V182H221V180L222 179H220L219 180ZM245 179V178H244ZM248 179V178H247ZM13 180V179H12ZM137 178H135V182H137ZM143 180V181H144ZM159 180V179H158ZM166 180V179H165ZM186 180H185V182H186ZM192 180H194V179H192ZM201 180H202V182H201ZM215 180V179H214ZM227 180V179H226ZM249 180H251V179H249ZM248 180V181H249ZM257 180V181H258ZM17 181V180H16ZM190 181V180H189ZM213 181V180H212ZM230 180H227V182L230 184V182H229ZM240 181L241 182H243V183H240ZM240 181H238L237 183H235L234 181H232L231 183V186L233 187H229L230 189L232 188L233 189V191L235 190L236 191V189H234V188H236V184H241L240 186H238V187H241L242 186V184H244L243 186H245V182H247V181H243L242 179H240ZM260 181V182H261ZM12 182V181H11ZM148 182L149 183H151L152 181L151 180H148ZM148 182H147V186H146V188L148 187L149 188V184H148ZM197 182V183H198ZM218 182L217 183H213L212 185H218ZM225 182V181H224ZM227 182H225L226 184H224L223 183V181H222V185H221V183H220V186L219 187H221V186H223V184L225 185V186H228V184H227ZM250 182V181H249ZM255 182V181H254ZM260 182H258V183H260ZM137 183H139V181L137 182ZM158 183V182H157ZM156 183V184H157ZM160 183H161V181H160ZM187 183L188 182H186V186H187ZM191 184H192V181L190 182ZM190 183H188V184H190ZM200 183H198V187H199V184ZM248 183V182H247ZM251 183V182H250ZM257 182H255V184H256ZM15 184V183H14ZM18 184V183H17ZM16 184V185H17ZM136 184V183H135ZM141 184H142V181H141ZM159 184V183H158ZM157 184V185H158ZM162 184H163V182H162ZM166 184V183H165ZM169 184H170V181H169ZM175 184V183H174ZM196 184V183H195ZM233 184H234V186H233ZM262 184H264L263 182H262ZM184 185L185 184H183V187H184ZM248 185H249V183H248ZM257 185V184H256ZM144 186H145V184H144ZM178 186V185H177ZM193 185H190V187L191 188H193L192 187ZM194 186H196V185H194ZM205 186V187H204ZM214 186H212V188L214 187ZM242 186V187H243ZM247 186V185H246ZM257 186H259V185H257ZM134 187V186H133ZM151 187V186H150ZM159 187V186H158ZM170 187V186H169ZM180 187V186H179ZM188 187V186H187ZM197 187V186H196ZM249 187V186H248ZM252 187V186H251ZM250 187V188H251ZM255 187V186H254ZM20 188V187H19ZM134 188H136V187H134ZM139 188H140V186H139ZM138 188V189H139ZM148 188H147V190H148ZM154 188V187H153ZM190 188V189H191ZM223 188V187H222ZM245 188V189H244ZM243 189H241L242 190V192H244L245 190H246V187H244ZM258 188V187H257ZM263 188L264 187H261V189H262V191H264L263 190ZM150 189V188H149ZM173 189H174V186H173ZM178 189H180V188H178ZM187 189H189V187L187 188ZM198 188H194L193 189V192H194V190H197ZM221 189V188H220ZM230 189H227L228 190V192H230V191H232V190H230ZM259 189V188H258ZM257 189V192L259 193V195H261V198H262V201H264V196H263V194H264V192H263V194H261V192H260V190H258ZM19 190V189H18ZM135 190V189H134ZM146 190V191H147ZM152 190V189H151ZM160 190V189H159ZM175 190V189H174ZM215 190V188H213V190L212 191H214ZM217 191V193H218V189H216ZM241 190L239 191V188H238V190L236 191V192H241ZM244 190V191H243ZM247 190H250V192H252L253 190L252 189H249V188H247ZM247 190L245 191V196H244V199H245V197H246V199H247V196H246V192H247ZM252 190V191H251ZM21 191V190H20ZM19 191V192H20ZM153 191H155V190H153ZM157 191V190H156ZM187 191V190H186ZM234 191V192H235ZM254 191H256V190H254ZM140 192V191H139ZM148 192V191H147ZM161 192H162V190H161ZM170 192H172V191H170ZM175 194H178L177 192H178V190H177V192H176V190L175 191H173ZM179 192H181V190L179 191ZM192 192V193H193ZM216 192L214 191V193L216 194ZM227 191H226V194L228 193ZM135 193V192H134ZM220 193H221V191H220ZM219 193V194H220ZM223 193H225L224 192V190H223ZM233 193V192H232ZM231 193V194H232ZM131 194V193H130ZM156 195H158L157 194V192L155 193ZM183 194H184V192H183ZM194 194V193H193ZM222 194V193H221ZM230 194V195H231ZM243 194V193H242ZM19 195H21V194H19ZM94 195H96V197H94ZM172 195V194H171ZM180 195H182V194H180ZM214 195V194H213ZM217 195V194H216ZM250 195V194H249ZM77 197V198H72V197ZM186 196V195H185ZM193 196V195H192ZM205 196V197H204ZM233 196V194L231 195V197ZM237 196V195H236ZM236 196H234V198H235V203H236V201L238 202L239 200H237V199H239L240 198V196L238 197V198H236ZM242 196V197H243ZM251 196V195H250ZM263 196V197H262ZM18 197V196H17ZM197 197V196H196ZM217 197V196H216ZM218 197H220V199H221V197H225V195L223 194V196L221 195V196H218ZM217 197V198H218ZM227 197V199H231V197H229V193H228V196H226ZM225 197V198H226ZM95 198L96 199H98V201H96L95 200ZM147 198V197H146ZM170 197H168V199H169ZM178 198V197H177ZM177 198L176 199H174L173 197H172V201H171V203H174V201L175 200H177ZM180 198V197H179ZM190 198H192L193 199V197H191L190 196ZM195 198V197H194ZM203 198H201L202 200H203ZM233 198V197H232ZM255 198V197H254ZM254 198H252V199H254ZM258 198V197H257ZM261 198H260V201H261ZM150 199H152V198H150ZM163 199V198H162ZM192 199H190V200H192ZM211 199V198H210ZM215 199V198H214ZM214 199H213V201H214ZM230 199L228 200V201H230ZM241 199H243V198H241ZM249 199V198H248ZM9 200V199H8ZM182 200V208H183V206H184V208H185V204H184V200L183 199H181ZM217 200V199H216ZM147 201V200H146ZM154 201V200H153ZM153 201H151V202H153ZM169 201V200H168ZM218 201V200H217ZM242 201L243 200H241V202L239 203H236V204H234V207L237 205V204H240L241 206H243V207H241L240 205H238L239 207L238 208H240V209H242V208H246V206H247V210H246V212L244 213V214H242V212L241 211H243L244 209H242L240 212H241V214L237 211V209H234V211L236 210V212H238L239 213V215H242V216H244V217H250V215H246V213L247 214H249L250 212H252L251 210H250V207L248 208V205H247V201L245 200V201H243V202H245V203H243L242 204ZM253 201V203L255 202L256 204H258V202H259V200L257 199V202L255 201V200H252ZM180 202V201H179ZM188 202V201H187ZM205 202V201H204ZM209 202H211V201H209ZM208 202V200H207V203L208 204H210ZM215 202V201H214ZM232 201H230V203H231ZM158 203V202H157ZM189 203V202H188ZM195 203H199V202H196L195 201ZM229 203V202H228ZM233 203V202H232ZM249 203H252L251 202V200L249 199ZM260 203V202H259ZM133 204V203H132ZM138 204V203H137ZM148 204H150V203H148ZM154 204V209H155V205H156V202H154L153 203ZM193 204H194V202H193ZM203 204V203H202ZM223 204H225V203H223ZM222 204V205H223ZM226 204H227V201H226ZM264 204V203H263ZM158 205V204H157ZM173 205V204H172ZM197 205V204H196ZM204 205V204H203ZM210 205H212V204H210ZM227 205H229V204H227ZM253 204H251L250 206H252ZM259 205V204H258ZM257 205V206H258ZM147 205L145 204V207H146ZM163 206V205H162ZM198 207L200 206V205H197ZM196 206V208H198ZM202 206V205H201ZM224 206V205H223ZM223 206H220V207H223ZM254 206V205H253ZM253 206H252V208L251 209H253ZM256 206V205H255ZM257 206L255 207V208H257ZM260 207H262V206H264V205H262V203H260V205H259ZM258 206V207H259ZM133 207V206H132ZM168 207V206H167ZM174 207V206H173ZM176 207V206H175ZM192 207H193V205H192ZM203 208H204V206H202ZM210 207V206H209ZM233 207V206H232ZM228 208V206H227V208L225 207V210H227V209H229V211H231V209H233V208ZM237 207V206H236ZM260 207L259 208H257V211L255 210V211H253V213H252V215L251 216H255V214H254V212H257L256 213V218H257V220L258 219H260V220H258V221H260L261 222V225H260V227H259V230H258V239H259V246H260V248L261 249H259V253L258 252H255V253H257L255 256L257 257L258 256V264H264V208L262 207L261 209H260ZM140 208V207H139ZM138 208V209H139ZM149 209H151L150 208V205H149V207H148ZM153 208V207H152ZM171 208H172V206H171ZM177 208V207H176ZM181 208V209H182ZM193 208H195V207H193ZM192 208V209H193ZM195 208V209H196ZM224 208V207H223ZM137 209V210H138ZM142 209H144L143 207H142ZM178 209V208H177ZM194 209V210H195ZM199 209V208H198ZM208 209V208H207ZM220 209V208H219ZM250 211H249V210ZM258 209H259V211H258ZM136 210V209H135ZM140 210V209H139ZM155 210H157V208L155 209ZM183 210V212H184V210L185 209H182ZM182 210L180 211V216H181V220H180V218H179V221H181V222H179L176 226H178L180 229L181 228H183V230L184 229H186V227H187V225H190V227H187V230H188V228H190V230H188V232L191 234V238L195 241V238L196 237H201L202 235V237H204L205 236V238L209 235L208 233L210 232V234H212L213 233V235H212V237L210 236V237H208L209 239L211 238H214L215 240H213V241H215L219 246H217V249H221L222 247H223V245L221 244V240H222V237L224 236V234H225V232H229L230 231V228H229V231H219L217 234L215 233V229H217L216 227H215V225L214 224H210V223H212V222H210L209 221V219H208V221L209 222H207V223H205V224H203L202 225V227H197V226H195L194 224H196V222H194L195 220L194 219H192V216H193V218L194 217H196L197 215H201V212H202V210H201V212H199V214H197V211H195V213L193 212V210H191V212L192 213H188L187 211V213L185 214H183V216L185 217H183L182 216ZM212 210V209H211ZM210 210V211H211ZM239 210V209H238ZM145 211V210H144ZM144 211H142V212H144ZM147 211V210H146ZM158 211V210H157ZM188 211H189V209H188ZM222 211H223V209H222ZM228 210H227V212H229ZM233 211V210H232ZM249 213H248V212ZM139 212H141V210L139 211ZM140 213L141 215H142V217H143V219H145L146 221L148 220L147 218H151V216H155V215H150V213ZM226 212V211H225ZM138 213V211H136V213H134V210H132L130 213H129V217L128 218H121L120 219V222H119V227H120V230L124 233V234H127V235H129L131 238H132V240H133V242H120V241H118L117 242V252H118V256H119V258H120V260H121V263L120 264H221V263H223V262H225V263H223V264H229L227 261L230 259V264H238V263H240V264H245V261H244V259H246V257H248V256H250V258L248 257V259L249 260H251L252 262H253V258L254 257H252L250 254L247 256H245V258L243 257L242 258V256H244V255H242V256H240V253H238V252H236V250L235 251H231L230 250V252H228V254H230V256H228L227 257V255H226V253H225V255L224 256H226L227 257V259L223 256H218L217 258H215V257H211L210 256V254L208 253V252H206V253H208V254H206L207 256H201V254H199L198 252V256H201V257H198L197 255H195L196 254V251L194 252L193 250V253H194V257H196V259H195V261L193 260L192 261V259H190V254H191V248H194L195 246H193V244L191 245L190 243L188 244V242H187V244L186 245H182L181 243H178L176 246H171V248L172 249H170L169 247L168 248H162L161 247V249H160V247H159V249H157L155 246H154V244H155V242L154 241H156V240H153V242L151 241H149L148 240V238H149V234L147 235V234H145L147 237H146V239H143V236L142 235H144V228H145V225H144V223L143 222H140V221H138V222H140V224H142V225H140L141 227H139V225L137 224V222L135 221L136 220V217H138V215L139 214H137ZM155 213H156V211H155ZM170 213V212H169ZM203 214L205 213V215L208 217V214H210V213H208V210H205V209H203V212H202ZM229 213H231V212H229ZM227 214L228 215V217L230 216V214ZM234 213V212H233ZM152 214V213H151ZM168 214V213H167ZM191 214V215H190ZM236 215H238L237 213H235ZM254 214V215H253ZM169 215V214H168ZM187 217H186V216ZM191 217H189V216ZM226 215V216H227ZM36 216V217H35ZM89 216H91V218L89 219ZM33 217H35L34 219H33ZM139 217H140V215H139ZM139 217L137 218V219H139ZM189 217V218H188ZM198 217V216H197ZM196 217V218H197ZM205 217V216H204ZM203 217V218H204ZM221 217V221H223V219H222V216H220ZM241 217V216H240ZM153 218V217H152ZM158 218V217H157ZM156 218V219H157ZM171 218V217H170ZM195 218V219H196ZM159 219V218H158ZM177 219V218H176ZM183 219V220H182ZM192 219V221H190ZM205 219L207 220V218L205 217ZM8 220H10V221H12L11 223L8 221ZM194 220V221H193ZM177 221H178V219H177ZM189 221L191 222V223H189ZM239 221V220H238ZM237 221V222H238ZM241 221V220H240ZM148 222V221H147ZM174 222H176V221H174ZM193 222H194V224H193ZM219 222V221H218ZM88 223V224H89ZM170 223H172V222H170ZM239 223V222H238ZM258 223V222H257ZM89 224V225H90ZM201 224V223H200ZM259 224V223H258ZM86 225H87V223H86ZM175 225V224H174ZM197 225V224H196ZM213 225H214V227H215V229H214V227H213ZM148 226V225H147ZM166 226V225H165ZM168 226V225H167ZM193 226H194V229H192L193 228ZM232 227H233V225H231ZM15 227H17V230L15 229ZM90 227H92V226H90ZM142 227H143V229H142ZM156 227V226H155ZM195 227L196 228H199V229H195ZM139 228H140V230H139ZM157 228V227H156ZM235 228V227H234ZM18 229H19V231H18ZM141 229L143 230V234H142V231H141ZM146 229V228H145ZM208 229H209V232H208ZM227 229V228H226ZM236 229H237V227H236ZM150 230V229H149ZM148 230V231H149ZM176 230V229H175ZM232 230H233V228H232ZM146 231V230H145ZM179 231V230H178ZM205 231H206V233L208 234L207 236H206V234H204L205 233ZM217 231V230H216ZM234 231V230H233ZM233 231H230V232H233ZM192 232V233H191ZM230 232H229V234H230ZM171 233V232H170ZM170 233H169V235H170ZM3 234V233H2ZM5 234V233H4ZM188 234V233H187ZM6 235V234H5ZM145 235H144V237H145ZM151 235V234H150ZM216 235V236H215ZM9 236L7 237V238H9ZM80 236V237H81ZM154 236V235H153ZM167 236V235H166ZM182 236V235H181ZM5 237V236H4ZM14 237V236H13ZM12 237V238H13ZM189 237V236H188ZM10 238H11V236H10ZM11 238V239H12ZM151 238V237H150ZM165 238V237H164ZM170 239V238H169ZM168 239V240H169ZM190 239V238H189ZM200 239V238H199ZM199 239H197L196 238V240H198L199 241ZM210 239V241H212ZM14 240V239H13ZM32 240H33V238H32ZM144 240H146V241H149V242H144ZM10 241V240H9ZM190 241V240H189ZM201 241V240H200ZM200 241H199V243H200ZM16 242H17V240H16ZM33 242L39 247V248H37V246L34 248V251H32V252H34V253H38L39 255H40V253L41 254H44V258H42V259H44V261H45V264H49V261H51V264H56L55 263V258H50L49 256H48V254L52 251V250H50V248H51V246L53 245V246H56V245H54V244H50V245H48L47 247H45V248H41L34 240H33ZM196 242L197 241H195V245H196ZM203 242H205V241H203L202 240V243ZM18 243V242H17ZM199 243H197V244H199ZM206 243H208V240H206ZM206 243H205V245H206ZM215 243V245H217ZM34 244V245H35ZM31 246L33 245V244H30ZM200 245H201V243H200ZM208 246L210 245V247H212V245L213 244H211V242H209L208 244H207ZM30 246V247H31ZM157 246H160V245H157ZM191 246H193V247H191ZM197 247H198V245H197ZM197 247H195L194 248V250L197 248ZM202 247V246H201ZM205 247V246H204ZM32 248H33V246H32ZM46 248H48V249H46ZM200 248V247H199ZM199 248H197V249H199ZM225 248H227V247H225ZM196 249V250H197ZM31 250V249H30ZM224 250V249H223ZM227 251H229V250H227ZM217 252V251H216ZM220 252H221V250H220ZM225 252H226V250H225ZM231 252H233V254H231ZM201 253V252H200ZM248 253V252H247ZM214 254V253H213ZM220 254H223V253H220ZM234 256V257H233ZM198 257V258H197ZM232 257V258H231ZM224 260H227V261H224ZM232 260V261H231ZM242 260V261H241ZM246 262H247V260H246ZM256 264H257V261L255 262ZM248 264V263H247ZM250 264V263H249ZM253 264V263H252Z\"/></svg>","mask_w":264,"mask_h":264},{"label":"crops","instance_id":"3","mask_svg":"<svg viewBox=\"0 0 264 264\" xmlns=\"http://www.w3.org/2000/svg\"><path fill=\"white\" fill-rule=\"evenodd\" d=\"M150 1L0 0V69H26V97L31 102L35 125L44 132L48 128L43 126L49 121L44 104L61 108L71 116L76 111L75 86L64 80L77 67L68 66L61 56L63 35L85 39L92 45L91 64L79 70L89 71L93 83L92 78L103 83L101 75L111 80L125 78L122 73L125 65L133 62V58L145 60L142 57L149 45L148 31L133 17V12L139 7V16L145 18ZM258 2L264 9V0ZM163 4L170 7L166 23L183 28L187 14L177 8V0H163ZM113 220L95 239L99 254L115 264L120 260L117 242L125 241L120 238L123 232L119 222ZM17 242L0 234V264H42L28 246ZM56 246L66 251L69 243ZM55 263L64 264L58 256Z\"/></svg>","mask_w":264,"mask_h":264},{"label":"built area","instance_id":"4","mask_svg":"<svg viewBox=\"0 0 264 264\" xmlns=\"http://www.w3.org/2000/svg\"><path fill=\"white\" fill-rule=\"evenodd\" d=\"M19 74L25 77L26 71H20ZM74 236H76V228L73 221L64 219L57 210H48L44 215H39L33 220L32 238L40 247L66 243ZM48 256L56 259L57 254L52 250ZM41 261L45 264L44 259Z\"/></svg>","mask_w":264,"mask_h":264},{"label":"trees","instance_id":"5","mask_svg":"<svg viewBox=\"0 0 264 264\" xmlns=\"http://www.w3.org/2000/svg\"><path fill=\"white\" fill-rule=\"evenodd\" d=\"M113 221H116V219H114ZM119 263V260L115 262V264H118Z\"/></svg>","mask_w":264,"mask_h":264}]
</instances>
